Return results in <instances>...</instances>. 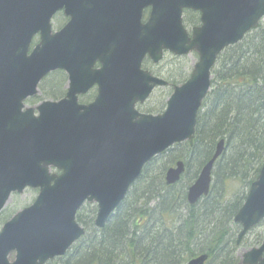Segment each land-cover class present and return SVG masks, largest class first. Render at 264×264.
<instances>
[{
    "label": "water",
    "instance_id": "1",
    "mask_svg": "<svg viewBox=\"0 0 264 264\" xmlns=\"http://www.w3.org/2000/svg\"><path fill=\"white\" fill-rule=\"evenodd\" d=\"M25 2L0 0V28L6 29L0 38V211L11 193L26 187L38 192L1 225L0 264H45L65 255L84 233L75 218L84 202L96 204L94 225L102 228L145 163L174 143L192 144L217 55L264 17V0H100L105 4L101 21L91 24L102 32L82 60L86 72L95 60L102 65L80 73L77 61L82 60L75 55L72 61L69 25L53 35L49 13L41 23H27L29 18L17 13ZM183 8L201 11V25L190 36L182 23ZM37 31L40 40L28 52ZM163 51H194L198 57L189 77L173 87L161 113L140 112L136 103L166 84L144 69L142 61L147 56L158 62ZM56 68L69 75L65 96L26 106L24 100L36 95L39 81ZM94 83L95 99L79 104L76 94ZM223 149L221 139L187 189L189 204L208 194L213 164ZM184 170V162L177 160L166 169L165 183L177 182ZM263 218L264 161L233 217L241 226L236 243ZM206 259L202 253L186 264H204ZM236 264H264V238L244 250Z\"/></svg>",
    "mask_w": 264,
    "mask_h": 264
},
{
    "label": "trees",
    "instance_id": "2",
    "mask_svg": "<svg viewBox=\"0 0 264 264\" xmlns=\"http://www.w3.org/2000/svg\"><path fill=\"white\" fill-rule=\"evenodd\" d=\"M42 92L48 96L57 93L45 87ZM220 139H224V149L213 164L210 190L188 204L186 189ZM176 160L184 161L185 172L178 182L168 185L164 172ZM263 160L261 22L219 54L211 88L197 115L192 144L175 143L146 163L102 228L93 223L96 207L82 206L76 220L84 226L85 234L64 256L47 264H185L202 253L207 254L205 264H235L240 225L233 217ZM154 163L159 165L157 170ZM261 237H256V243Z\"/></svg>",
    "mask_w": 264,
    "mask_h": 264
},
{
    "label": "flooded vegetation",
    "instance_id": "3",
    "mask_svg": "<svg viewBox=\"0 0 264 264\" xmlns=\"http://www.w3.org/2000/svg\"><path fill=\"white\" fill-rule=\"evenodd\" d=\"M48 2L50 3L49 9L47 7ZM36 5H40L43 8L40 9L36 7ZM104 6L105 4L101 3L100 0H96L94 2H90V0H26L25 4L20 8L19 12L17 13L22 16L28 17L29 20L27 23H39V22L41 23L44 17V13L45 15L49 13L50 31L53 35H58L67 25H69V32L67 34V38L69 45L71 47V53L73 55L72 61H75L76 60L75 55H78L77 59L82 60V57L91 49L92 47L91 43L97 42L99 40V33L102 32V27L98 25L93 26V24L91 23L96 19L99 22L101 21L100 10ZM148 10L149 8H147L144 11V13L147 14ZM90 11H96V12L91 13ZM87 23H89V26L87 25ZM182 23L190 36L192 28L201 25V11L199 9L194 10L190 8H183ZM5 33H6V29L0 28V38L3 37L4 39ZM39 40H40V33L39 31H37L34 33V35L30 40V46L28 52L31 51V49L39 42ZM192 52L195 53L194 51ZM196 56L198 57L197 54ZM160 61L158 62L150 61V62L155 65L158 64ZM77 62L80 65L78 71L80 73L84 71L85 73L86 72L85 61L82 60V62L81 61H77ZM101 65L102 64L99 60H95L90 65L89 70L87 69V72L91 70L99 69ZM156 76L166 80L165 85H160L158 87H165L168 85H172L173 88L174 84H171L169 80L162 77L161 74L159 75L156 74ZM43 82L46 83L47 88H50L52 90H55L57 88L60 89V91H58L55 95H51V96L45 95L47 98L44 99H50L55 101L65 96L66 87L68 86L70 80L67 71H65L64 69L56 68L50 71L49 73H47L39 81L38 93L42 92V87L40 88V84ZM82 86H79V88L80 89L83 88ZM97 92H98L97 84L94 83L90 85L88 88H86L84 91H80L76 94L77 102L79 104H88L95 99ZM37 95L38 94H36L33 97L27 98L25 101L26 105L27 102L33 101L35 97H37ZM42 100L39 99V101L36 104H38ZM36 104H31L28 106H34ZM35 113L37 112L35 111Z\"/></svg>",
    "mask_w": 264,
    "mask_h": 264
},
{
    "label": "rangeland",
    "instance_id": "4",
    "mask_svg": "<svg viewBox=\"0 0 264 264\" xmlns=\"http://www.w3.org/2000/svg\"><path fill=\"white\" fill-rule=\"evenodd\" d=\"M261 22H264L262 19ZM197 56L195 53L190 52L184 56H175L169 52L164 53L162 60L158 64H152L150 61L146 60L144 62V67L147 68L152 74L159 75L169 80L171 84L179 85L184 82L191 70L193 64L196 62ZM159 73V74H158ZM49 79V78H48ZM41 87H46V83L40 84ZM55 92L60 91L59 88L54 90ZM172 92V85L165 87H156L149 98L141 104L137 105V109L140 112L145 113H160L165 108L166 100ZM45 92H39L37 97L33 101L27 102V105L36 104L39 99L42 100L47 98ZM156 164V165H155ZM154 170H157L158 163H154ZM37 190L32 188L25 189L22 193H14L10 196L9 200L6 202L2 212L0 213V227L4 221H6L11 215H13L17 210L29 205L33 202L36 197ZM154 201L151 202L153 204ZM262 236L260 241L256 243V237ZM264 237V220L258 223L248 234L245 236L242 243L237 246L235 255L238 256L244 249L250 246H255L260 244ZM13 253L9 255V259H13Z\"/></svg>",
    "mask_w": 264,
    "mask_h": 264
}]
</instances>
